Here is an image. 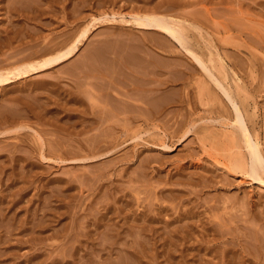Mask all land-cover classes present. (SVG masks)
I'll use <instances>...</instances> for the list:
<instances>
[{"label":"rangeland","instance_id":"1","mask_svg":"<svg viewBox=\"0 0 264 264\" xmlns=\"http://www.w3.org/2000/svg\"><path fill=\"white\" fill-rule=\"evenodd\" d=\"M140 15L215 58L264 152V0H0V69L88 30L64 63L0 86V264H264V182L234 165L223 91Z\"/></svg>","mask_w":264,"mask_h":264},{"label":"bare ground","instance_id":"2","mask_svg":"<svg viewBox=\"0 0 264 264\" xmlns=\"http://www.w3.org/2000/svg\"><path fill=\"white\" fill-rule=\"evenodd\" d=\"M21 3V2H20ZM135 23L138 24V26L140 27H145V28H150V29H158V30H162V32H164L165 34H169L170 36H172L174 39H176L180 44H182L187 51L190 52V54H192V58L194 60V62L196 63L198 69L202 70L212 81H214L223 91V95L226 98L225 104L228 105L230 113H231V123L230 126L233 127V129H235L238 135V140L240 142V147L245 149L246 152V156L247 157H242L240 159L235 160V167L238 169H241L242 171H246L245 173H248L249 176H251L254 180L258 181L260 180L261 183L264 182L262 175L264 176V152L261 146V142H260V137H259V133L257 131L256 125L257 122L255 121V119H252L246 115L247 112L246 110H248L247 108L244 107L243 102H241L240 98H239V93L237 90L238 89V85L237 88H232V87H225L224 85L220 84L219 81L217 80L216 76L214 74H212V70L209 66L208 63H214V59L212 61V58L208 61L205 58H202L200 56H198L195 52H193V50L189 47V38L187 37V35L184 33V31L177 25V23H175L174 21L164 17V16H153V15H140L138 17H136L135 19ZM66 34V33H65ZM88 34V30L84 31L81 33V35L76 38L73 42V44L68 43V46L62 48L61 50L59 49V51H55V53L50 54L48 56H44L45 58H39L40 60L36 61H28L26 63H23L21 65H18L12 69L9 70H4L3 68L0 69V86H4V85H9L10 83H13L21 78L24 77H28L30 75L36 74V73H40L42 71H45L47 69L50 68H54V66L60 65L62 63H64L65 61H67L68 59H70L72 56L75 55V53L80 49V45L83 42V40L86 38ZM56 39V38H55ZM49 42V41H48ZM47 42V43H48ZM51 42V40H50ZM46 45V44H45ZM56 46H54L55 48ZM52 48V47H51ZM30 49V48H29ZM32 49V47H31ZM30 49V50H31ZM47 50V49H46ZM33 51V49H32ZM31 51V52H32ZM53 51V52H54ZM30 52V53H31ZM33 53V52H32ZM28 55V54H26ZM8 56V55H7ZM17 56V55H16ZM33 56V55H32ZM13 57V56H12ZM26 57V56H25ZM35 57V56H33ZM32 57V58H33ZM27 58V57H26ZM30 58V57H29ZM20 59V58H19ZM20 61V60H19ZM14 64V63H13ZM264 65V64H263ZM2 66V65H0ZM148 80V79H147ZM146 80V81H147ZM237 80L240 81V78L237 77ZM154 86V85H152ZM117 88V87H116ZM105 89V88H104ZM138 89V88H137ZM135 88L134 92L133 90H131L134 93V96H132L133 94H131L130 99L132 97H134V101L137 102L136 104H140L139 100H145V97L148 95L147 92H142L137 90ZM118 91V89L116 90ZM122 91V90H121ZM129 91V90H128ZM126 91L125 94H123L124 96L126 95L127 97L130 95V93ZM130 91V92H131ZM146 91V90H145ZM156 91V90H155ZM146 93V94H145ZM122 94V93H120ZM149 95L151 96V94L149 93ZM155 96V95H154ZM153 97V96H152ZM157 98V97H156ZM126 99V98H124ZM150 99V98H147ZM117 101V100H116ZM124 101H130V100H124ZM148 100H145V102ZM134 102V103H135ZM139 102V103H138ZM143 102V101H141ZM121 103V102H120ZM150 103V102H149ZM147 103V105L149 104ZM154 103V102H153ZM158 102H155V105ZM243 103V104H242ZM145 104V103H144ZM160 104V103H158ZM17 105V104H16ZM115 105V104H114ZM132 105V104H131ZM150 105V104H149ZM119 106V104L117 105ZM135 106V105H134ZM133 106V107H134ZM141 106V105H140ZM246 106V105H245ZM248 106V105H247ZM144 107V106H142ZM151 107H155V106H151ZM5 108V107H4ZM18 108V107H17ZM115 108V107H114ZM129 108V107H128ZM19 109V108H18ZM126 108H124L123 110L125 111ZM148 109V108H147ZM121 110V109H120ZM129 110V109H128ZM127 110V111H128ZM131 110V109H130ZM21 111V110H20ZM123 111V112H124ZM138 111V110H137ZM140 111V110H139ZM173 111V110H172ZM121 112V111H119ZM129 112V111H128ZM16 113V112H15ZM173 113V112H172ZM129 114V113H128ZM133 114V113H132ZM152 114V113H151ZM126 115V113H125ZM254 115V114H253ZM127 116V115H126ZM145 116V115H144ZM255 116V115H254ZM253 116V117H254ZM99 117V116H98ZM128 118L129 115L127 116ZM126 117V118H127ZM135 117V116H134ZM249 117V120L253 122L252 123V129L250 128V124H248L247 118ZM133 118V117H132ZM195 118V117H194ZM1 119V118H0ZM162 119V118H161ZM224 119V118H223ZM127 120V119H126ZM182 120V119H181ZM226 120V119H225ZM129 121H132L129 120ZM103 123V122H102ZM134 123V122H132ZM211 123V122H210ZM212 124V123H211ZM225 124V123H224ZM165 125V124H164ZM173 125V123H172ZM180 125V124H179ZM183 125V124H182ZM21 127H19L20 129ZM104 128V127H103ZM168 128V127H167ZM102 130V129H101ZM106 130V129H105ZM178 131V129H176ZM188 130L191 129H187V131H185L186 133L190 132ZM193 131V130H192ZM2 134V132H0ZM11 133V132H10ZM9 133V134H10ZM185 133V134H186ZM107 134V133H106ZM184 134V135H185ZM235 134V133H234ZM187 135V134H186ZM183 138V137H182ZM90 139V138H89ZM95 141V140H94ZM98 142V141H97ZM242 142V143H241ZM244 144V146H243ZM168 147V146H167ZM99 149V148H98ZM20 152V151H19ZM100 155V154H99ZM122 157V156H121ZM161 157V155H160ZM142 158V157H141ZM238 158V157H237ZM121 159V158H120ZM116 160V159H115ZM145 160V159H144ZM143 162V161H142ZM146 162V161H145ZM147 169V168H146ZM245 169V170H244ZM134 170V169H133ZM139 170V168H138ZM225 175V174H224ZM158 176V175H157ZM162 176V175H161ZM142 178V176H141ZM140 178V179H141ZM145 178V177H144ZM140 181V180H139ZM142 181V180H141ZM144 181V180H143ZM142 181V182H143ZM93 182V181H92ZM93 187V186H92ZM101 196V195H100ZM206 198V197H205ZM203 205V204H202ZM92 210V209H91ZM247 211V210H246ZM233 215V214H232ZM241 218V217H240ZM243 219V218H242ZM252 220V219H251ZM240 221V220H239ZM253 221V220H252ZM249 222V221H248ZM187 223V222H186ZM218 226V225H217ZM220 226V225H219ZM246 228V227H245ZM182 229V228H181ZM247 229V228H246ZM249 229V228H248ZM240 230V229H239ZM238 230V231H239ZM263 230V229H262ZM233 231V230H232ZM246 231V230H245ZM261 232V231H260ZM250 233V232H249ZM262 234V233H261ZM250 236V235H249ZM262 236V235H261ZM249 238V237H248ZM253 240V239H252ZM245 242V241H244ZM261 244V243H260Z\"/></svg>","mask_w":264,"mask_h":264}]
</instances>
